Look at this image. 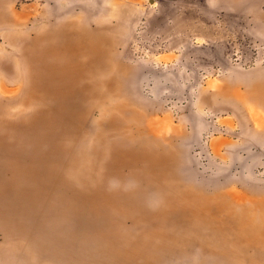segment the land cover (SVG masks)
Segmentation results:
<instances>
[{
    "label": "rangeland",
    "instance_id": "obj_1",
    "mask_svg": "<svg viewBox=\"0 0 264 264\" xmlns=\"http://www.w3.org/2000/svg\"><path fill=\"white\" fill-rule=\"evenodd\" d=\"M0 13L7 16L0 23V102L22 137L0 148V264H104L103 232L118 219L131 226V217H109L94 198L70 219L60 213L64 197L73 195L60 179L79 176L72 172L77 166L84 172L87 161L111 164L103 168V191L117 192L119 200L127 194L126 201L149 211L165 197L167 216L182 218L186 208L189 218H202L209 233L220 226L214 231L231 242V249L216 251L167 249L145 264H264V93L252 89L264 83V0H0ZM64 26L99 27V56L86 62L97 88L79 118L62 113L66 148L43 156L36 150L46 119L31 116H46L49 103L3 69L8 56L19 63L18 38L30 47L36 33ZM139 146L166 155L175 186L134 179L133 170L148 172L126 157L145 150ZM26 174L43 182L40 198L21 206ZM148 176L157 181L164 173ZM50 215L55 221L48 225ZM136 219L145 227V219ZM72 231L74 255L63 261L57 233ZM145 233L135 231L140 239ZM113 262L122 264L119 255Z\"/></svg>",
    "mask_w": 264,
    "mask_h": 264
},
{
    "label": "bare ground",
    "instance_id": "obj_2",
    "mask_svg": "<svg viewBox=\"0 0 264 264\" xmlns=\"http://www.w3.org/2000/svg\"><path fill=\"white\" fill-rule=\"evenodd\" d=\"M6 20V14L0 13V23H5ZM69 24L73 25L72 23ZM81 27L83 26L81 25ZM98 30L99 27L95 30L78 28L73 31L69 26H64L51 30L47 36L36 33L33 41L30 43V47L28 45L27 47L24 46L25 41L21 36L16 40L19 44L21 43L18 48L19 58L17 57L19 63L12 61L15 57L8 56V58H10V61H8L9 66L4 69L2 68L8 73L13 71L14 76L19 77L21 81H24L23 83L26 82L29 89H35L38 95L45 98L49 103L46 116L42 115L40 111L38 114L31 116V119L34 121L43 118L46 119L39 130V140L37 141L36 150V152H39L43 156L52 155L56 151L66 148L65 143L66 140L69 139L68 136L70 135V131L67 133L65 125L61 122L66 119L62 113H69L70 115L75 114L76 117L79 118L80 111L89 108L91 94L97 88V85L92 81V75L88 74L92 68L88 66L86 62L88 59L98 55L99 49L97 45L101 47L103 44V38L97 33ZM4 36L12 41L9 34H5ZM48 39H51V41L53 40L55 44L49 46L46 42ZM12 42L15 43L14 41ZM16 64H19L21 68H16ZM23 66L25 67V72L22 70ZM252 89L254 91L260 89L264 93V83L254 85ZM18 102H25L23 95L18 98ZM72 103L74 111L71 109ZM8 114H10V111L2 106L0 102V148L4 145L2 141L5 139L9 142L10 138H12L17 141V145L22 141V137L18 132L19 127L10 121V115ZM28 117L30 118V114ZM26 139L23 141H26ZM139 147L145 150L135 149L130 156L126 157L132 163L138 166H144L148 172L145 168L147 173L135 169L132 171L134 179L136 178L139 181L147 180L150 181L151 184L164 181L175 186L176 180L168 167L165 158L166 155H157L154 154L152 149L142 146ZM53 166L54 163L52 164V167ZM110 166V163L105 164L103 161H100L98 164L87 161L84 167L81 168H86L83 171L87 173L90 172L92 174L91 176H87L84 172L79 170L80 168L77 166L78 168L72 172V175L79 176L72 179H67L65 177L60 179L67 182L73 190L72 196L64 197V204L66 206L64 210L60 211L62 216L70 219L72 213H74L75 216L77 213L83 211V207L90 205L94 198L93 201L99 202L98 207L104 210L109 217H131V226L125 227L122 220L118 219L103 232L104 264H114L113 261L118 259V255L121 258L122 264H145L159 258L158 255L164 252V250L179 249L178 247L180 246H197V248L199 247L207 250L209 248L214 250L228 247V244L220 239L219 234L216 233L214 229L211 233L208 232L210 228L208 227L207 230V227L201 221L202 218H196V220L189 218L184 205L185 211L182 209L180 210L183 217L172 218L166 215L163 205L165 197L161 196V205L159 204L160 207L158 209L149 211L143 204L126 201L128 200L127 194H122L123 200H119L117 192L111 190L103 191L101 189L103 168H109ZM160 172L164 173L163 178L157 177V174H160ZM148 173L154 174L157 177V181L151 179ZM22 174L23 172L21 170L17 171L19 180H21ZM25 178L26 183L19 188L18 192L19 196L24 199V203L22 202L21 206L40 198V188L43 182L38 177H35L30 182L27 174ZM165 193L166 192H161L163 195H165ZM188 195L190 199L196 197L189 193ZM173 212H178V210L173 209ZM191 213L193 214L192 210ZM137 216H141V218L146 220L145 227H142L141 224L138 223L136 219ZM148 217L149 219H146ZM199 217L202 216L200 215ZM52 219H55V217L50 215L48 225L50 222L54 223L55 220ZM153 224L162 225L163 229H152V231H150V226ZM176 230L178 231L176 234L177 241L180 243L177 241L175 243H170L168 239L172 232H176ZM135 231L147 232L143 235L147 237L140 239L136 236ZM61 234L67 233H57V242H59V244L55 251L62 254L59 258L64 261L65 258L74 255L72 245L75 243L76 236L73 231L67 235ZM50 236H53V234ZM216 238L219 239L218 242H216ZM160 239H164V242L159 244L156 243L157 245L153 244V241ZM44 241L55 242V240L50 237L45 238ZM63 244L69 245L67 251L63 250ZM135 258H139V260H134L132 262Z\"/></svg>",
    "mask_w": 264,
    "mask_h": 264
},
{
    "label": "crops",
    "instance_id": "obj_3",
    "mask_svg": "<svg viewBox=\"0 0 264 264\" xmlns=\"http://www.w3.org/2000/svg\"><path fill=\"white\" fill-rule=\"evenodd\" d=\"M229 224H231V223H229ZM211 228H213V227H211ZM214 229H221V227L220 226H215V228ZM220 237H221V239L223 240V241H225L227 244H228V247H226V248H219V249H214L215 251L216 250H224V249H231V246L229 245L231 242L230 241H228L226 238H224V237H222L221 235H220Z\"/></svg>",
    "mask_w": 264,
    "mask_h": 264
}]
</instances>
